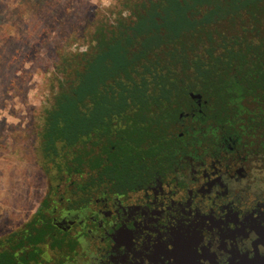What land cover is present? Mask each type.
<instances>
[{
    "label": "flooded vegetation",
    "instance_id": "flooded-vegetation-1",
    "mask_svg": "<svg viewBox=\"0 0 264 264\" xmlns=\"http://www.w3.org/2000/svg\"><path fill=\"white\" fill-rule=\"evenodd\" d=\"M178 88L176 102L156 92L97 111L90 100L84 156L49 161L41 150L33 206L0 211V264L264 256V122L250 113L264 105L231 101L224 112L200 86Z\"/></svg>",
    "mask_w": 264,
    "mask_h": 264
},
{
    "label": "trees",
    "instance_id": "trees-1",
    "mask_svg": "<svg viewBox=\"0 0 264 264\" xmlns=\"http://www.w3.org/2000/svg\"><path fill=\"white\" fill-rule=\"evenodd\" d=\"M121 5L113 23L96 25L85 50L60 55L59 86L39 131L49 161L71 149L84 156L90 100L97 111L109 107L106 102L147 101L146 95L156 92L176 102L170 95L179 86H200L224 112L231 101L264 105V0H124ZM149 85L154 86L150 93ZM250 113L253 121L264 122V110Z\"/></svg>",
    "mask_w": 264,
    "mask_h": 264
},
{
    "label": "rangeland",
    "instance_id": "rangeland-1",
    "mask_svg": "<svg viewBox=\"0 0 264 264\" xmlns=\"http://www.w3.org/2000/svg\"><path fill=\"white\" fill-rule=\"evenodd\" d=\"M119 1L0 0L1 212L24 217L43 180L37 133L59 86L60 55L85 50L99 22L119 17Z\"/></svg>",
    "mask_w": 264,
    "mask_h": 264
},
{
    "label": "water",
    "instance_id": "water-1",
    "mask_svg": "<svg viewBox=\"0 0 264 264\" xmlns=\"http://www.w3.org/2000/svg\"><path fill=\"white\" fill-rule=\"evenodd\" d=\"M223 264H264V256L259 254L249 256L248 254L233 252L227 262Z\"/></svg>",
    "mask_w": 264,
    "mask_h": 264
}]
</instances>
